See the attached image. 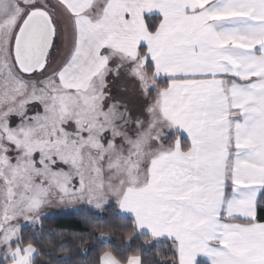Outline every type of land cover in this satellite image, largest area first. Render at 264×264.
<instances>
[{"label": "snow or ice", "instance_id": "1", "mask_svg": "<svg viewBox=\"0 0 264 264\" xmlns=\"http://www.w3.org/2000/svg\"><path fill=\"white\" fill-rule=\"evenodd\" d=\"M53 200H114L171 264H264V0H0V264Z\"/></svg>", "mask_w": 264, "mask_h": 264}, {"label": "trees", "instance_id": "2", "mask_svg": "<svg viewBox=\"0 0 264 264\" xmlns=\"http://www.w3.org/2000/svg\"><path fill=\"white\" fill-rule=\"evenodd\" d=\"M257 213L261 222H264V200H261ZM97 222H104L99 225L115 230L117 235L99 239L91 228ZM127 229H132L133 235L125 242L120 233ZM20 230L23 238H31L39 249L34 264H92L104 250H111L121 257L139 250L144 264H171L169 256L174 251L169 242L140 233L134 220L121 214L113 205L100 212L83 206L75 213L61 212L40 219L34 228L23 227ZM117 236L120 238L117 239ZM59 249H70V252L60 255L57 253ZM157 251L163 254V260L157 257Z\"/></svg>", "mask_w": 264, "mask_h": 264}, {"label": "rangeland", "instance_id": "3", "mask_svg": "<svg viewBox=\"0 0 264 264\" xmlns=\"http://www.w3.org/2000/svg\"><path fill=\"white\" fill-rule=\"evenodd\" d=\"M60 44V41L57 40V45ZM53 58H59L57 51L54 49L53 50ZM110 81V92L114 97H117L123 101H126L129 104V107L132 108V115L135 116L138 111L139 105L142 103V98L139 97V95L136 92L135 85L131 81H126L124 79H114L112 77H109ZM169 134L171 131L168 132ZM167 133V135H169ZM63 167V165H61ZM79 205L82 203H78ZM77 205V204H76ZM75 204L69 205V206H57L56 201L53 200L52 204L50 206L45 207L44 213L41 216L40 219L45 218V217H51L53 215H57L58 213L61 212H77L79 207H77ZM116 206V202L114 200H109L103 207H108V206ZM93 210H96L94 206L88 205ZM61 209V210H60ZM38 225V222L35 224L27 223L24 221H21L20 224V229L23 227H31L34 228Z\"/></svg>", "mask_w": 264, "mask_h": 264}, {"label": "crops", "instance_id": "4", "mask_svg": "<svg viewBox=\"0 0 264 264\" xmlns=\"http://www.w3.org/2000/svg\"><path fill=\"white\" fill-rule=\"evenodd\" d=\"M169 134V133H168ZM173 133L171 132L168 136H169V138H172L171 137V135H172ZM77 204V205H76ZM75 205L77 206V207H79L78 209H80L81 207H83V206H85V207H87L89 210H91V211H95V212H100V210H93V209H91L90 207H88V204H86V203H82V204H78V203H76ZM56 205L57 206H69V205H64V204H57L56 203ZM116 207L118 208V210L120 211V213L121 214H123V215H125V216H128V217H131L134 221H135V217H134V215L130 212V211H126V210H121L119 207H118V205H116ZM106 208V207H105ZM104 207H103V209H105ZM61 210V209H60ZM66 212H68V211H66ZM136 226V225H135ZM137 228V227H136ZM137 230L140 232V233H143V234H145V235H147V236H149V237H151V238H154V239H156V240H160V241H166V242H169L171 245H172V239H170L168 236H167V234H162L160 237H152V235H151V232H150V230L147 228V227H139V228H137ZM173 248V247H172ZM174 250V249H173ZM198 263H203V264H211V261H210V259L206 256V255H204V254H197V256H196V258L194 259V264H198Z\"/></svg>", "mask_w": 264, "mask_h": 264}, {"label": "clouds", "instance_id": "5", "mask_svg": "<svg viewBox=\"0 0 264 264\" xmlns=\"http://www.w3.org/2000/svg\"><path fill=\"white\" fill-rule=\"evenodd\" d=\"M92 231L96 232L98 235H102L106 238H112L113 236L117 235V232L111 228H106V227H102L99 224H93L91 226ZM120 235H122L123 240L126 242L131 236L132 233L130 231L127 230H122ZM120 236H117V239H119ZM145 241H147V239L145 238ZM70 252V249H59L57 250V253L60 255H67ZM157 257L161 260L164 259L163 254L160 253L159 251H157L156 253Z\"/></svg>", "mask_w": 264, "mask_h": 264}]
</instances>
